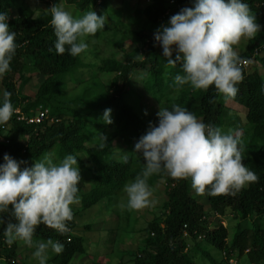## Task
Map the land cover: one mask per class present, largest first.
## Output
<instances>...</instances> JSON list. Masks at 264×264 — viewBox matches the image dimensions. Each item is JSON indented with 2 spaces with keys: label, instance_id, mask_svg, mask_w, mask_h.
<instances>
[{
  "label": "trees",
  "instance_id": "obj_1",
  "mask_svg": "<svg viewBox=\"0 0 264 264\" xmlns=\"http://www.w3.org/2000/svg\"><path fill=\"white\" fill-rule=\"evenodd\" d=\"M36 1L54 5L61 0ZM65 1L82 10L79 16L89 9L98 15L112 10L108 0ZM15 2L0 0V13L9 15L8 8ZM193 2H140L139 15L145 21L131 32L134 46L130 51L121 50L120 57L115 52H107L100 64L94 66L83 63L82 54L73 57L67 51L63 55L56 53V37L48 9L43 8L37 16L20 14L15 19H9V30L16 33L18 47L11 61V70L0 77V106L3 92L7 90L11 93L14 109L18 108L26 115H35L40 109L46 108L48 114L41 123H27L16 120L13 113L8 121L10 129H7L10 141H0V164L4 163L5 154L17 162L23 161L21 169L31 167L34 161L41 160L46 153L53 154L54 163L72 154L78 158L82 178L77 193L80 202L72 205L73 220L67 223L69 231L62 235L41 224L33 236L34 242L52 239L63 245L59 254L49 249L46 264H114L95 258L109 253L112 255L121 239L117 223L123 218L129 220L131 209L126 203L121 205L122 208L119 206L124 196L123 187L145 166L143 157L132 151L135 143L146 133L149 123L158 124L156 113L159 106L170 108L173 104L187 108L206 124L222 128L231 121L241 134L243 163L259 179L234 196H202L211 211L220 215L230 213L238 219L232 238L227 240L223 225L208 229L207 220L212 214L210 210L207 212L204 209L203 202L191 192L190 179L174 180L164 171L152 175L148 179L149 186L163 180L166 183V199L161 205V214L155 215L146 224L144 245L132 264H200L195 260L196 255L203 257L205 264H229L228 259L234 255L235 264H264V229L255 221V218L260 220L264 217V78L257 67L262 66L264 69V54H259V51L264 52V27L249 40L246 51L238 54L241 60H247L253 66L251 71H247L243 65H239L243 80L236 85L238 92L234 98L218 94L214 86L206 91L193 90L190 85L178 87L174 78L176 74H183L182 65L178 63L174 68L167 64L163 53L157 50L158 42L154 43V34L162 26H170V17L182 8L192 7ZM242 2L249 5L257 23L264 26V0ZM125 10L128 12V9ZM127 20L132 23L135 21L129 15ZM115 28L114 24L111 30L104 28L96 35L111 31L112 34H107L106 38L111 37L108 43L115 45L117 40L126 39V29L117 37ZM137 54L144 55L143 60H137ZM172 58L175 59V52ZM85 66L90 67L87 78H83V72L80 71ZM26 67L34 68L44 77L33 97L22 94L15 79L23 76ZM138 79L139 89L125 88L126 84ZM68 81L75 87L68 89ZM145 96L152 102L149 106L143 103ZM227 99L246 109L243 124L237 125L238 117L229 114L230 110L225 106ZM106 109L112 110L111 124L104 123L102 119ZM115 139L128 151L129 160L126 164L122 162L121 153L111 150V142ZM102 143L103 148L100 147ZM98 204L103 212L109 211L107 207H110V212L116 215L115 224L107 222L105 225L107 228L104 232L107 233L100 241L109 247L103 250L97 248L100 241L85 245L86 238L80 230H95L98 235L101 234L98 226L102 221L91 217ZM0 215L5 220L15 222L10 213ZM184 225L186 236H183ZM5 228L6 224H0V264H28L17 248L35 250V247L25 244L20 247L18 240L7 244ZM201 234L203 237L198 239ZM89 244L96 247L93 253L87 251ZM209 246L214 252L206 249ZM84 256L90 258L88 263L85 260L78 261Z\"/></svg>",
  "mask_w": 264,
  "mask_h": 264
},
{
  "label": "clouds",
  "instance_id": "obj_2",
  "mask_svg": "<svg viewBox=\"0 0 264 264\" xmlns=\"http://www.w3.org/2000/svg\"><path fill=\"white\" fill-rule=\"evenodd\" d=\"M48 11L58 55L66 51L73 57L84 53L88 48L85 39L103 30L107 20L94 10L74 16L62 4H54ZM169 25L157 29L154 39L162 47L168 65L174 68L178 63L182 65L183 74H176L174 83L205 91L214 86L218 94L234 98L238 92L236 85L243 80L239 65H247L241 62L234 46L242 38H254L264 27L257 23L249 5L242 0H194L192 7L182 8L171 16ZM17 47L16 33L9 30V16L0 13V77L11 70ZM143 58L142 54L136 56L137 60ZM10 98L11 93L5 90L0 125L7 124L15 111ZM111 111L106 109L103 113L106 124L113 123ZM156 115L158 124L149 123L132 151L143 157L145 166L123 187L129 209L141 210L152 203L148 179L161 171L174 180L190 179L192 189L199 196H234L249 183L258 181L257 175L243 163L239 132H225L206 124L177 104L170 108L159 106ZM121 159L126 164L129 157L125 154ZM3 161L0 214L10 213L15 221L0 215V224H6L5 242L11 245L19 240L35 247L33 257L39 264H46L49 249L59 254L63 245L52 239L34 242L33 236L41 224L62 235L69 231L67 223L74 215L72 205L80 202L77 193L82 178L78 158L68 154L54 163L53 154L46 153L31 167L23 169L24 162H17L8 154L3 156Z\"/></svg>",
  "mask_w": 264,
  "mask_h": 264
},
{
  "label": "rangeland",
  "instance_id": "obj_3",
  "mask_svg": "<svg viewBox=\"0 0 264 264\" xmlns=\"http://www.w3.org/2000/svg\"><path fill=\"white\" fill-rule=\"evenodd\" d=\"M147 1H150V0H108L109 6L112 8V10L102 13V15H105V17L107 18L105 28L111 30L112 25L115 24L116 26L115 31H116L117 37L120 35V33H122L123 29H126V32H125L126 39L117 40L115 45L111 46V44L108 43L111 37L109 39L106 38L107 34H112V32L109 30H108V33L106 32V33H101L100 35H95L94 37H87L85 39V42L88 44V48L81 55L82 62L88 65L93 64L94 66V65L100 64L102 57H104V55L107 52H115L117 54V57H120L121 50L125 49L126 51H130L131 48L134 46L131 43V37H132L131 32L133 29L138 28L139 26L143 25L145 21L144 18H142V16L139 15L140 12H139L138 5L140 4V2H147ZM59 4H62L65 7V9L70 11L74 16H79V13H82V10H79L74 4L67 3L65 0H61ZM169 4H172V0H169ZM51 6H53V4L46 5L36 0H16V2L8 8V12H9L8 16H9V19H15L20 14L27 15V16L29 15L37 16L43 8L49 9ZM125 9H128V12ZM89 11H93V9H89ZM128 15L131 18L135 19L133 23L127 20ZM249 40L250 39L242 38L240 43L234 46V50L237 51L238 54H240L243 51H246ZM154 43H156V41ZM157 50L163 53V49L159 45V43L157 45ZM259 52H260L259 53L260 55L264 54L263 51L262 52L259 51ZM252 66L253 64L247 61V65L244 66V68L247 71H251ZM257 67H258V72L264 78V69L262 68V66H257ZM80 71L83 72L82 74L83 78H87L89 75L90 67L89 66L82 67ZM23 72L24 73L21 78L18 76L15 78L17 79V85L19 84L18 87L22 91V94L27 95L29 97H33L36 91V87L39 85V83L43 81L44 77L38 74L36 70H34V68L32 67H26ZM134 77H137V75L134 74ZM67 87L68 89H71L72 87H75V86L72 82L68 81ZM139 87H140V81L138 79L136 82L131 81L130 83L126 84L125 88L126 89H135V88L139 89ZM72 92L75 93V91H72ZM144 98L145 99L143 103L149 106L152 103L151 100L149 99L148 96L147 97L145 96ZM152 106H154V104H152ZM225 106L230 110L229 114H232L238 117L239 120H237V125H241L244 123V115L246 113V109L243 106L238 105L231 99H227L225 101ZM229 123H230L229 125L228 124L224 125L222 129L225 132H227L228 130H232L234 132V130L236 129V126L233 125L231 121H229ZM5 125H6V128H4L3 130L0 129V139L3 137H6L10 141V138L7 135V129H10V125L8 123ZM235 131L237 132L238 130H235ZM111 150L114 152L121 153L122 156L125 154L128 155L127 149H125L124 147L122 148V146L119 145V142L117 139L111 142ZM165 187H166V183L161 179L158 180L154 186L150 187L152 191V196L150 197L152 203L148 207H145L141 210H131L129 220H126L124 218L120 220V222L117 223V226H118V236L121 239L118 241V243L115 246L116 250L112 253V255H110L109 253V255L98 256L97 258H95V260L109 261L114 264L119 263V262H121L122 264H132V260L135 258V256H137L139 250L144 245L143 237L146 234L144 230L146 224L149 221H151L155 215L161 214V205L163 201H165L166 199V195L164 192ZM191 192L194 194L195 197H197V199L203 202L204 209L208 212L210 208H209V205L206 199L202 196L197 195L192 188H191ZM119 203H120L119 205L120 208H122L121 205H124L125 203L127 204V196L125 193H124L123 199H121ZM99 204L97 205L98 208L96 209V211L93 212L91 217L95 219L99 218V221L100 222L102 221L101 223H99L100 225L98 226L100 231L102 232L101 234L99 233L98 235L97 231L95 230L86 231L85 229H82L80 227L81 228L80 230L82 231L80 232L82 233L83 237L86 238V241L84 242L85 245L88 242L89 243H95L97 241L99 242L101 239L105 237L107 232H104V231H106L107 227H105V225L107 224V222H110L111 224L116 223L114 222L116 219V215L110 212L111 210L110 207H107V210L109 211L103 212L102 210H100L99 207L101 206ZM209 213H211L212 216H210L207 220L209 222L208 229L209 230L215 229L216 227H218L219 224H221L226 228V231H227L226 239L230 240L233 236V231L235 229V226L237 225L238 219L233 217L230 213L227 215H220L211 210ZM85 215L87 216L88 213H85ZM255 221L256 222L258 221L259 224L261 225V228L264 229V217L260 218V220L259 218H255ZM202 237H203V234H201L197 238L201 239ZM17 243L20 247L24 246L23 245L24 243L22 241L18 240ZM106 247H109V245L107 246L103 245L101 241L99 245L97 246L99 250H103ZM206 249L212 250L214 252V250L211 249L210 246L209 248H206ZM95 250H96V247L90 244L88 245L87 251L89 253H93V251ZM34 251L35 250H30V249L20 250L19 248H17V252L21 254V257H23L24 261L28 264L39 263V261L33 257ZM195 257H196L195 260H197L198 263L200 264L206 263L203 257L201 256L199 257V255L198 256L196 255ZM89 259H90L89 257L87 258L84 256L83 259H78V261L82 262L85 260L88 263ZM230 259L236 262L235 255L234 257ZM228 263H229V259H228Z\"/></svg>",
  "mask_w": 264,
  "mask_h": 264
},
{
  "label": "built area",
  "instance_id": "obj_4",
  "mask_svg": "<svg viewBox=\"0 0 264 264\" xmlns=\"http://www.w3.org/2000/svg\"><path fill=\"white\" fill-rule=\"evenodd\" d=\"M241 62L244 65L247 64L246 60H242ZM14 110H15L14 114L16 115V120L25 121L27 123H41L47 117V114H48V110L46 108L40 109L35 115H26L22 113L20 109L18 108ZM4 128H6L5 124L0 125L1 130H3ZM0 141L7 143L9 142V139L6 137H3L0 139ZM185 229H186V225H184L183 235H187V231ZM229 264H235V261H233L232 259H229Z\"/></svg>",
  "mask_w": 264,
  "mask_h": 264
}]
</instances>
